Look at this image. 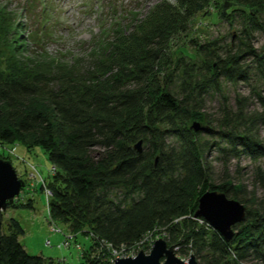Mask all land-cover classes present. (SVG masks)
<instances>
[{"label":"trees","instance_id":"16d2710c","mask_svg":"<svg viewBox=\"0 0 264 264\" xmlns=\"http://www.w3.org/2000/svg\"><path fill=\"white\" fill-rule=\"evenodd\" d=\"M263 4L162 0L131 31L115 36L109 60L99 59L92 71L57 65L53 58L24 57L25 49L17 43L20 24L13 14L0 10V40L6 50L0 49V142L39 146L46 152L55 167L45 182L51 193L49 217L74 233L90 234V247L81 251L84 264H111L110 251L122 247L148 250L151 240H143L161 232L168 246L178 254H193L197 264H264V197L249 205L242 185L211 182L205 158L211 145L197 140L209 128L198 119L194 121L207 128L184 126V115L191 116L187 110H197L184 106L170 88L182 62L170 67L172 55L183 53V45L173 48L174 40L190 29L197 15L212 6L223 15L237 9L254 16ZM198 47L204 64L195 73L205 70L212 75L204 79L202 74L204 84L214 85L220 74L229 80L246 79L242 53L259 57L247 48L221 59L204 45ZM199 82L188 83L198 87ZM258 121L264 125V113ZM169 135L179 146L167 143ZM223 135L234 153L237 145L254 160L264 157V142L251 132L231 128ZM138 140L145 150L134 148ZM118 187L139 195L125 205L126 193L120 198L111 195ZM207 190L223 192L245 206L244 219L233 225L229 240L203 217L194 216L198 198ZM9 205L33 206L31 200ZM23 233L12 217L4 230L0 228V264H53L25 250L19 241Z\"/></svg>","mask_w":264,"mask_h":264},{"label":"rangeland","instance_id":"374dc122","mask_svg":"<svg viewBox=\"0 0 264 264\" xmlns=\"http://www.w3.org/2000/svg\"><path fill=\"white\" fill-rule=\"evenodd\" d=\"M161 1L0 0V10L13 14L15 22L20 24L18 31L21 38L17 43L23 45L24 57L53 58L57 65H77L92 71L96 70L99 59L102 62L109 60L115 36L131 31ZM166 1L175 3V0ZM206 10V13L196 16L189 30L174 40L173 48L183 45L182 54L185 56L180 52L172 55L170 67L175 68L174 64L179 59L182 62L172 77L171 93L184 101V106L197 110L195 113L187 110L191 116L184 115V126L189 127L198 119L209 128L197 140L200 144L207 141L211 145L205 154L211 182L219 184L229 180L242 185L243 195L251 205V201L258 202L264 197V157L254 160L237 145L235 148L238 152L234 153L222 133H228L231 128L235 132L249 131L264 142V125L258 121L259 115L264 113V4L254 16L237 9L229 10L228 15L214 12L212 6ZM259 24L261 27H258ZM199 44L204 45L207 52H215L221 59H229L228 56L237 53V50L247 48L259 57L251 55L249 51L242 53L240 64L247 69L246 79L239 77L229 80L220 74L216 76L214 85L204 84L202 74H205L204 79L212 75L205 73V70L195 73L204 64V55L198 52ZM0 49H4L1 40ZM212 61L216 63L217 60ZM190 80H199V86L194 87L193 82L189 84ZM166 141L171 146H179L177 139L171 135ZM146 148L142 144L141 150ZM0 158L9 160L17 176L24 180V187L15 195L12 203L21 204L31 200L33 205L32 208H14L8 203L6 210L0 212L1 229H5L8 218H15L24 230L19 241L29 254L40 255L52 260L53 264H84L81 251L90 247V234L81 231L74 233L66 225L49 217L47 204L51 193H47L49 190L45 182L54 173L55 167L48 160L46 152L39 146L27 148L21 143L0 142ZM128 190L118 187L111 195L120 198ZM126 195L125 205H128L131 197L136 198L139 193ZM157 236L149 235L143 240H151L148 250L132 246L117 251L111 250L109 245L105 246L111 250L112 259L128 256L126 254L131 251L135 256L139 250L148 253L154 240L164 239L165 234L161 232ZM64 239L70 245L60 247ZM175 253L184 262L189 257ZM240 264L260 263L247 260Z\"/></svg>","mask_w":264,"mask_h":264},{"label":"water","instance_id":"95a60500","mask_svg":"<svg viewBox=\"0 0 264 264\" xmlns=\"http://www.w3.org/2000/svg\"><path fill=\"white\" fill-rule=\"evenodd\" d=\"M190 127L194 131L207 128L198 121H193ZM141 143V140H138L134 144L138 152L141 151ZM22 187L24 180L17 176L11 162L0 158V212L6 210L7 204L13 202V198ZM194 216L203 217L225 240H229L234 234L233 225L244 219L245 206L236 199L228 198L223 192L207 190L198 198V208ZM111 264H197V262L193 254L184 262L176 255L172 246H168L163 238H157L148 253L139 250L135 256L115 257Z\"/></svg>","mask_w":264,"mask_h":264},{"label":"built area","instance_id":"2783aa9c","mask_svg":"<svg viewBox=\"0 0 264 264\" xmlns=\"http://www.w3.org/2000/svg\"><path fill=\"white\" fill-rule=\"evenodd\" d=\"M47 193L50 194L49 191H47ZM72 237H73V236H72ZM72 237H70V238H72ZM69 245H70L69 241H67V239H64L63 243L60 244V247H61V246L67 247V246H69ZM122 250H124V248H121V249H120V251H122ZM122 254H124V253H122ZM122 254H121V255H122ZM129 254H131V255H129ZM129 254H126V255H128V256H134V251H131ZM123 257H127V256L124 255ZM113 261H114V259L111 260V262H113Z\"/></svg>","mask_w":264,"mask_h":264},{"label":"bare ground","instance_id":"6f19581e","mask_svg":"<svg viewBox=\"0 0 264 264\" xmlns=\"http://www.w3.org/2000/svg\"><path fill=\"white\" fill-rule=\"evenodd\" d=\"M209 224V223H208ZM210 225V224H209ZM211 226V225H210ZM212 227V226H211Z\"/></svg>","mask_w":264,"mask_h":264}]
</instances>
